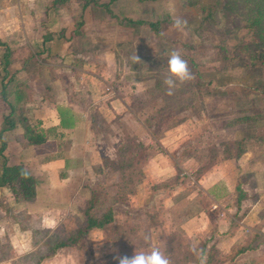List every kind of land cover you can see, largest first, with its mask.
Returning <instances> with one entry per match:
<instances>
[{
  "label": "rangeland",
  "instance_id": "obj_1",
  "mask_svg": "<svg viewBox=\"0 0 264 264\" xmlns=\"http://www.w3.org/2000/svg\"><path fill=\"white\" fill-rule=\"evenodd\" d=\"M93 2L107 4L108 11H112L108 15L115 21L102 24L101 30L111 29V35L103 34L106 38L95 57L104 59L109 49V60L104 64L113 71L114 81L107 90L127 105L110 125L97 121L99 145L108 148L95 154L112 160L85 164L80 175L67 184L73 198L65 203L38 198L39 207L53 208L49 215L10 217L9 208L12 212L26 204L12 195L4 196L0 202L4 212L0 257L8 260L14 253L9 243L17 238L20 242L35 241L38 247L32 257L14 253L12 264H118L115 256H132L135 250L150 248H159L172 264H197L193 249L203 248L204 241L188 240L181 223L193 207H208L209 203L199 190H194L191 208L185 202L190 187H178L175 179L154 183L149 191L146 185L140 191V162L161 148L158 141L168 128L192 134L187 143L184 140L181 155L171 153L176 159L190 155L198 161L188 170L189 176L181 171V179L194 180L199 171L218 159L237 155L240 149L243 156L238 163L247 180L244 190L251 200L257 191L262 198L256 204L262 207L259 213H264V41L248 26L249 13L243 0ZM177 19L186 21L181 30L173 26ZM173 51L181 53L194 78L178 83L169 96L163 81ZM172 140L165 139L166 143ZM251 170L254 176H245ZM252 179L256 180V189ZM251 203L246 201L242 207L250 209ZM89 207L95 217L112 208L113 221L103 229L77 237L78 230L85 226ZM258 217L256 214L253 224ZM261 221L264 223V216ZM44 227L48 230H41ZM60 243L68 246L56 248ZM213 247L206 249L207 257L214 255L207 264H225Z\"/></svg>",
  "mask_w": 264,
  "mask_h": 264
},
{
  "label": "crops",
  "instance_id": "obj_2",
  "mask_svg": "<svg viewBox=\"0 0 264 264\" xmlns=\"http://www.w3.org/2000/svg\"><path fill=\"white\" fill-rule=\"evenodd\" d=\"M93 1L0 0V173L4 164L22 165L36 179L35 197L12 212L9 208L10 217L49 215L53 208L39 207L38 198L49 203L57 201L59 205L73 198L66 189L73 177L80 175L85 164L106 160L97 156L99 150L108 148L99 145L97 121L110 125L127 107L123 99L112 97L107 90L114 81L113 71L104 64L109 60V49L108 54H103L104 59L95 57L106 38L103 34L111 35V29L101 30L102 24L115 21L108 15L110 8L107 11ZM124 17L132 19L129 15ZM5 118L12 127L8 128ZM24 124L42 133L46 141L41 145L27 144ZM189 134L175 128L163 131L164 138L158 141L161 148L140 162V191L146 185L149 191L154 183L175 179L178 187H190L185 202L192 208V193L199 190L209 205H196L182 221L186 238L204 241L205 251L214 246L225 264H264V213H259L262 207L256 204L262 197L255 190L251 200L244 190L247 180L238 163L243 154L218 159L194 180H182L181 171L189 176L188 170L198 161L190 155L176 159L171 153L177 151L181 155ZM170 137L173 140L166 143ZM246 175L254 176L252 170ZM183 181L187 184H181ZM251 183L256 189V180ZM237 187L246 195L239 204ZM10 193L9 187L0 185V202ZM249 200L253 204L244 209V202ZM2 210L0 206V222L4 220ZM256 214L259 217L253 224ZM14 240L9 243L14 253L30 257L35 254V241ZM247 247L252 249L239 253L240 248ZM14 253L9 254L8 260L0 257V264H12Z\"/></svg>",
  "mask_w": 264,
  "mask_h": 264
},
{
  "label": "trees",
  "instance_id": "obj_3",
  "mask_svg": "<svg viewBox=\"0 0 264 264\" xmlns=\"http://www.w3.org/2000/svg\"><path fill=\"white\" fill-rule=\"evenodd\" d=\"M245 2V7L248 9L249 16L247 18V24L249 27L253 28L255 34H257L262 41H264V0H243ZM97 4V3H95ZM108 11L109 7L107 4H97ZM110 13V12H109ZM112 15V14H110ZM153 26V23L149 24ZM264 57V54H263ZM7 120V121H6ZM9 119L5 118V124L8 128L12 127L13 124L8 122ZM24 137L29 145H41L46 141L45 136L37 130H34L28 124H24ZM123 149H120V151ZM2 154V150H0V156ZM242 154V151H238L237 156ZM110 160L106 159L104 163H109ZM121 168V167H120ZM199 171L198 174H200ZM197 174V175H198ZM0 185L7 186L10 189L12 197L16 201H28L35 197L36 195V179L31 175L22 165L17 166H6L5 164L2 166L0 173ZM239 187H237L238 190ZM246 198V195L240 191L239 188V196L237 198V203L239 204L241 200ZM91 205V203H90ZM89 209L85 212V226L83 229H79L77 232V237L86 235L89 231L93 229H103L105 226L110 224L113 221V210L112 208H108L100 217H95L89 213ZM71 240L70 243H72ZM68 246V243H60L56 245V248ZM205 250V245L203 248ZM249 248H244L239 251L242 253ZM208 257L210 260L214 258V255L209 254Z\"/></svg>",
  "mask_w": 264,
  "mask_h": 264
},
{
  "label": "clouds",
  "instance_id": "obj_4",
  "mask_svg": "<svg viewBox=\"0 0 264 264\" xmlns=\"http://www.w3.org/2000/svg\"><path fill=\"white\" fill-rule=\"evenodd\" d=\"M177 30H181L186 26V21L177 19L173 25ZM135 59L139 61L138 57ZM194 77L189 70V66L186 60H184L179 51H173L169 54L168 59V75L164 79L163 83L167 87V95L171 96L173 90L177 87L178 83L183 84L192 80ZM149 237L145 236V240ZM197 256V264H207V253L204 249H193ZM118 264H172L168 255H165L159 248H150L149 250H140L134 252L132 256L117 255L114 257Z\"/></svg>",
  "mask_w": 264,
  "mask_h": 264
}]
</instances>
